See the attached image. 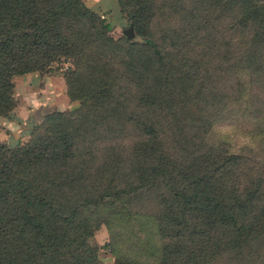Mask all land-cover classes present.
<instances>
[{
  "label": "rangeland",
  "instance_id": "1",
  "mask_svg": "<svg viewBox=\"0 0 264 264\" xmlns=\"http://www.w3.org/2000/svg\"><path fill=\"white\" fill-rule=\"evenodd\" d=\"M239 1L152 0L144 34L161 53L156 62L134 28L129 38L122 33L129 22L116 0H83L109 25L104 34L113 43L92 42L86 53H95L110 96L97 117L77 114L72 155L58 168L47 167V173L68 176V193L95 198L104 188L117 187L115 181L121 173L126 176L139 145L157 143L155 154L168 163L171 178L128 194L135 199L127 205L135 218L153 223L158 201L176 199L170 190L181 184L176 169L204 155L216 159L215 167L235 197H248L251 212L261 211L264 218V16L243 18ZM253 1L258 6L264 2ZM70 63L60 59L50 63L49 71L11 78L14 107L11 116L0 115V143L25 148L39 142L50 136L52 126L43 120L25 122L35 109L53 107L67 114L78 106L67 97L62 77ZM78 65L77 71L87 73L85 61ZM112 154L119 166L110 176ZM109 178L112 182L106 184ZM105 206L97 209L106 211ZM94 209L86 205L82 211L92 217ZM95 227L91 243L97 245L99 264L132 255L135 245L123 236L127 228L100 222ZM259 243L264 253V235Z\"/></svg>",
  "mask_w": 264,
  "mask_h": 264
},
{
  "label": "trees",
  "instance_id": "2",
  "mask_svg": "<svg viewBox=\"0 0 264 264\" xmlns=\"http://www.w3.org/2000/svg\"><path fill=\"white\" fill-rule=\"evenodd\" d=\"M116 3L147 52L160 62L156 44L144 34L152 0ZM239 4L245 19L264 16V2ZM101 22L83 0H0V115L11 116L13 76L49 71L50 63L60 59L71 62L62 77L67 97L78 101L67 114L42 107L26 118L32 125L38 120L50 123V136L43 140L25 148L0 143V264H99L97 245L91 243L96 222L127 228L123 236L135 245L130 248L132 257L114 264H264L259 243L264 235L262 212H251L248 197H235L211 156L176 169L181 184L170 187L176 199L158 201L153 223L135 218L127 205L135 201L128 195L135 189L171 178L168 163L155 154L157 143L139 145L126 176L121 173L115 181L117 187H106L95 198L68 193V176L47 173V167L58 168L72 155L73 123L79 115L97 117L110 96L95 53H86L92 42L113 43L104 34L109 25ZM81 60L87 73L77 71ZM97 72L99 77L94 76ZM110 162L111 176L119 166L116 154ZM103 203L106 211L97 209ZM86 205L94 206L95 221L83 213ZM101 214L106 217L99 219Z\"/></svg>",
  "mask_w": 264,
  "mask_h": 264
},
{
  "label": "water",
  "instance_id": "3",
  "mask_svg": "<svg viewBox=\"0 0 264 264\" xmlns=\"http://www.w3.org/2000/svg\"><path fill=\"white\" fill-rule=\"evenodd\" d=\"M122 33H124V35L129 38L132 36V27L129 25L127 28L122 30Z\"/></svg>",
  "mask_w": 264,
  "mask_h": 264
}]
</instances>
